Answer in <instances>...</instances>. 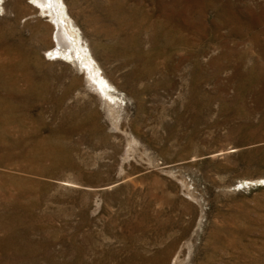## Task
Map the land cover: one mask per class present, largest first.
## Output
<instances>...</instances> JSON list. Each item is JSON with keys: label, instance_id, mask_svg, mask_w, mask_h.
I'll use <instances>...</instances> for the list:
<instances>
[{"label": "rangeland", "instance_id": "374dc122", "mask_svg": "<svg viewBox=\"0 0 264 264\" xmlns=\"http://www.w3.org/2000/svg\"><path fill=\"white\" fill-rule=\"evenodd\" d=\"M57 1L0 0V264H264V0Z\"/></svg>", "mask_w": 264, "mask_h": 264}, {"label": "bare ground", "instance_id": "6f19581e", "mask_svg": "<svg viewBox=\"0 0 264 264\" xmlns=\"http://www.w3.org/2000/svg\"><path fill=\"white\" fill-rule=\"evenodd\" d=\"M36 2H37V4H39L40 5V7L41 8H45V10H47V11H49V12H51V16H52V19H53V21H54V24L56 25V32H55V39H56V41H57V46H65L66 48H70L71 47V41H70V39H69V35L67 34L66 35V33H65V30H64V28H63V25H61L62 23H61V21H60V18H59V16H58V12H59V10H58V1L57 0H36ZM44 13V12H43ZM60 15V14H59ZM53 29V28H52ZM1 38V37H0ZM4 42V41H3ZM56 45V44H55ZM7 46V45H6ZM56 46V47H57ZM73 46H74V44H73ZM60 48V47H59ZM59 48L57 49V53L58 54H64L63 52H66V51H62V50H59ZM72 48V47H71ZM74 49V48H73ZM66 50V49H65ZM68 50V49H67ZM54 52V51H53ZM57 54V55H58ZM1 56V55H0ZM1 59V58H0ZM5 59V58H4ZM6 62V61H5ZM10 63H11V61H10ZM5 64H8L7 62L5 63ZM2 66V65H1ZM5 66V65H4ZM4 66L2 67L3 69H4ZM8 66V65H7ZM6 67V66H5ZM1 69V68H0ZM2 69V70H3ZM5 69H7V67L5 68ZM9 69V68H8ZM1 75H2V73H1ZM4 75V74H3ZM5 76V75H4ZM30 76V75H29ZM21 77V76H20ZM7 78V77H6ZM29 79V78H28ZM90 79V78H89ZM11 80V79H10ZM1 81V80H0ZM5 81V80H4ZM27 81V80H26ZM31 81V80H30ZM24 82V81H23ZM32 82V81H31ZM3 83H6V82H3ZM28 83H30V82H28ZM17 84H18V82H17ZM16 85V84H15ZM23 85V84H22ZM25 85H27V84H25ZM4 86V85H3ZM7 86H8V82H7ZM10 88H12V86L10 87ZM16 88V87H15ZM28 88V87H27ZM41 88V87H40ZM13 89V88H12ZM19 89V88H18ZM24 89V88H23ZM9 90V89H8ZM2 91H3V89H2ZM14 91V90H13ZM32 91V90H31ZM13 93V92H12ZM7 97V96H6ZM9 97V96H8ZM28 99V98H27ZM4 101V100H3ZM2 101V102H3ZM8 101V100H7ZM5 102V101H4ZM2 104H4V103H2ZM1 104V105H2ZM7 104V103H6ZM8 106H11L10 104L8 105ZM3 107H5V109H6V105L4 104V106ZM9 110V109H8ZM4 111V110H3ZM9 112H11L10 110H9ZM5 113V112H4ZM7 114H9V113H7ZM24 114V113H23ZM3 116V115H2ZM6 116V115H5ZM20 116V115H19ZM27 117V116H26ZM6 117H4V120H7V119H5ZM15 119V118H14ZM25 119V118H24ZM3 120V121H4ZM0 121H1V119H0ZM1 123H2V121H1ZM32 123H33V121H32ZM22 124V123H21ZM24 125H25V123H24ZM9 128V127H8ZM12 128V127H11ZM27 128V127H26ZM2 130V129H1ZM14 134V133H13ZM27 134V133H26ZM29 134V133H28ZM16 135V134H15ZM20 136V135H19ZM22 136V135H21ZM6 144V143H5ZM23 151V150H22Z\"/></svg>", "mask_w": 264, "mask_h": 264}, {"label": "snow or ice", "instance_id": "6c2138e0", "mask_svg": "<svg viewBox=\"0 0 264 264\" xmlns=\"http://www.w3.org/2000/svg\"><path fill=\"white\" fill-rule=\"evenodd\" d=\"M33 2H36V0H33Z\"/></svg>", "mask_w": 264, "mask_h": 264}]
</instances>
